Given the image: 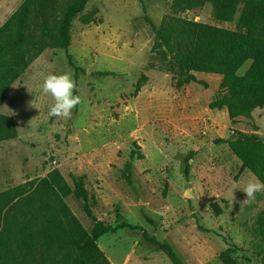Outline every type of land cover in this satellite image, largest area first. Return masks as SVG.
<instances>
[{"label": "rangeland", "instance_id": "374dc122", "mask_svg": "<svg viewBox=\"0 0 264 264\" xmlns=\"http://www.w3.org/2000/svg\"><path fill=\"white\" fill-rule=\"evenodd\" d=\"M24 1L0 0V28ZM172 4L173 0H91L85 13L97 11L102 24L85 26L77 17L67 50L43 49L35 26L33 47L7 62L5 73L11 80L12 66L17 68L35 50L41 51L14 79L0 107L8 134L0 141V229L20 261L78 263L79 249L72 247L63 217L68 210L85 228L86 243L98 221L109 228L131 226L98 240L112 264H163V252L145 236L170 244L185 264H222L219 255L230 243L240 264H262L264 194L241 204L246 197L240 189L257 179L241 170L224 141L242 133L264 142V108L233 124L226 110L209 108L220 96L221 77L194 74L197 82L174 88L181 78L175 57L159 40L170 36V27L175 35L178 32L170 20L162 29L165 18L237 31L239 13L224 23L215 19L211 4L178 16ZM57 17L53 14L50 20ZM33 21L41 20L35 14ZM68 56L80 69L77 80ZM65 72L75 80L74 95L82 103L72 110L71 119L49 117L53 101L40 85L47 74ZM106 72L115 76L100 75ZM142 75L148 82L132 97ZM136 145L145 159L132 161L133 190L124 171L132 151H139ZM75 180L96 198L88 205L96 220L72 194ZM215 203L222 209L219 217L211 207ZM38 241H46L52 251H40ZM59 246L64 248L63 261L53 255Z\"/></svg>", "mask_w": 264, "mask_h": 264}, {"label": "trees", "instance_id": "16d2710c", "mask_svg": "<svg viewBox=\"0 0 264 264\" xmlns=\"http://www.w3.org/2000/svg\"><path fill=\"white\" fill-rule=\"evenodd\" d=\"M91 0H25L20 8L0 28V107L6 97L11 84L19 77L30 64L39 57L41 51L35 50L27 62L17 68L10 69L15 76L8 80L6 76L7 62L14 56L21 54L26 49L33 47V27H38L39 37L43 49L67 50L70 47V30L73 21L79 17L82 25L102 24V18L97 19V11L85 13ZM154 1V0H147ZM211 4L213 14L219 22L230 23L239 13L238 30L231 31L204 23L190 22L179 18H165L162 29L170 25H176L178 32L170 27V36H159L164 48L171 56L175 57L174 66L181 78L174 83V88L181 89L186 85L197 82L194 74L217 75L222 77L219 85L220 96L213 101L211 110H226L233 124L240 118L251 119L256 110L264 108V0H173L171 6L174 16L187 11L196 10ZM35 14L40 22L35 23ZM57 14L59 18L50 20L51 15ZM160 45L154 47V51ZM155 53V52H154ZM69 64L75 71V80L79 77L80 69L76 67L71 56H68ZM251 62L250 67L243 76H239L240 69ZM102 77L115 76L113 73H101ZM148 78L142 75L136 84L132 97H136L147 84ZM76 94V90L74 92ZM7 118L0 114V141L8 139L6 130ZM238 137L225 140L231 152L241 162V170L249 171L257 180L264 183V142L257 137H250L238 133ZM132 151L130 162L125 166V181L133 190V165L134 159L144 160L141 152ZM192 155L186 158V174L189 173V161ZM75 179V178H74ZM72 194L85 203V211L88 217L96 220L89 208V202L96 203V198L91 196L86 188L75 180ZM70 193V192H69ZM164 196L166 193L164 192ZM217 217L222 214L218 204H213ZM63 217L67 222L69 237L72 247H78L79 258L77 264H112L105 253L100 249L98 240L115 232L120 228H131L128 224H122L117 228H109L101 221L97 222V231L91 240L86 243L87 232L82 223L70 211L65 210ZM261 236L264 239V217H260ZM135 229V228H132ZM145 238L160 251H162L172 264H185L176 254L174 248L156 238ZM48 237L46 238V241ZM45 241L36 242L40 251L51 252L52 248ZM81 245V246H80ZM31 246V245H30ZM235 247L230 243L229 247L220 253L219 260L222 264H240L234 257ZM54 257L63 261L64 248L59 246L53 252ZM30 257V256H29ZM264 264V255L261 257ZM0 264H27L20 261L6 241L5 232L0 229ZM28 264H41L34 260ZM62 264V263H59Z\"/></svg>", "mask_w": 264, "mask_h": 264}, {"label": "clouds", "instance_id": "9594fccd", "mask_svg": "<svg viewBox=\"0 0 264 264\" xmlns=\"http://www.w3.org/2000/svg\"><path fill=\"white\" fill-rule=\"evenodd\" d=\"M40 88L53 101L49 106V117L71 119L72 110L82 103L81 97L74 95L76 83L70 73H49L43 78ZM29 92L31 91L29 90ZM30 106H34L33 101ZM240 190L246 197L241 204H247L255 201L258 193L264 194V183L250 179Z\"/></svg>", "mask_w": 264, "mask_h": 264}, {"label": "crops", "instance_id": "0c3cea01", "mask_svg": "<svg viewBox=\"0 0 264 264\" xmlns=\"http://www.w3.org/2000/svg\"><path fill=\"white\" fill-rule=\"evenodd\" d=\"M220 77V76H219ZM222 78V77H221ZM162 252V251H161ZM159 260H161V262L163 263V264H172L171 262H170V260L162 253L160 256H159ZM152 260H146V261H144L145 263H150ZM123 264V263H122ZM126 264V263H125ZM130 264H131V262H130Z\"/></svg>", "mask_w": 264, "mask_h": 264}]
</instances>
